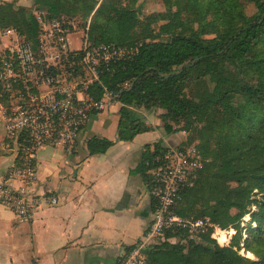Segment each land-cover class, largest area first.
I'll return each mask as SVG.
<instances>
[{
	"label": "trees",
	"instance_id": "obj_1",
	"mask_svg": "<svg viewBox=\"0 0 264 264\" xmlns=\"http://www.w3.org/2000/svg\"><path fill=\"white\" fill-rule=\"evenodd\" d=\"M90 1L36 0L34 8L51 17L62 15L58 12L61 6L87 18L95 12L88 31L94 45H139L137 56L101 75L103 85L116 97L114 102L121 105L118 142H131L153 131L141 109L162 110L160 119L168 135L178 131L173 123L189 122L194 116L207 119L205 129L211 133L224 132L216 158L199 172L195 184L185 189L174 211L185 217L182 205L202 202L203 216L209 215L222 229L236 231L232 244L221 247L210 234L202 243L188 247L153 244L147 251L150 264H264V56L255 54L257 46L264 48V0H162L165 10L144 19L137 7L139 0H101L97 9L98 1ZM243 2L255 5L257 14L249 17L239 10ZM6 5L13 10V3ZM33 14L22 8L12 17L14 22L19 18L24 27L19 33L32 42L39 30ZM208 78L213 89L206 96L188 95L193 81ZM91 93L96 98L103 95L97 85ZM235 97L244 100L242 106L232 104ZM7 98L0 78V101ZM212 110L216 115L207 116ZM225 124L230 125L226 131ZM114 145L102 137L86 142L90 156L105 154ZM160 150L157 144L156 151ZM149 157L146 152V160ZM138 172L147 177L143 165ZM232 182H236L234 187ZM210 194L214 206H209ZM246 216H250L251 225L243 248L254 260L240 253L241 225Z\"/></svg>",
	"mask_w": 264,
	"mask_h": 264
},
{
	"label": "built area",
	"instance_id": "obj_2",
	"mask_svg": "<svg viewBox=\"0 0 264 264\" xmlns=\"http://www.w3.org/2000/svg\"><path fill=\"white\" fill-rule=\"evenodd\" d=\"M33 16L39 29L34 42L16 30L0 27V78L8 95L5 103L0 101V124L17 153L16 162L0 182V205L22 222L31 221L44 206L59 204L56 193L38 182L39 151L52 146L74 153L79 134L93 116L119 104L101 82V75L139 53V45L89 44L88 33L82 47L74 50L69 36L79 30L75 19L51 17L41 9ZM94 85L103 91L101 98L91 93ZM150 154L144 166L153 221L144 238L116 264H150L147 251L153 244L166 241L167 231L187 228L174 209L203 169L201 150L196 145H169L160 151L154 148Z\"/></svg>",
	"mask_w": 264,
	"mask_h": 264
},
{
	"label": "crops",
	"instance_id": "obj_3",
	"mask_svg": "<svg viewBox=\"0 0 264 264\" xmlns=\"http://www.w3.org/2000/svg\"><path fill=\"white\" fill-rule=\"evenodd\" d=\"M35 1L18 4L30 6ZM114 107L116 121L94 115L79 134L74 153L52 146L39 151L38 182L56 193L59 204L42 207L29 222L0 205V264H116L127 248L144 238L153 221V201L147 177L138 169L161 139L157 131L163 111L141 109L154 130L131 142H118L121 105ZM94 137L115 145L105 154L90 156L86 142ZM10 146L0 124V182L16 162V150Z\"/></svg>",
	"mask_w": 264,
	"mask_h": 264
},
{
	"label": "rangeland",
	"instance_id": "obj_4",
	"mask_svg": "<svg viewBox=\"0 0 264 264\" xmlns=\"http://www.w3.org/2000/svg\"><path fill=\"white\" fill-rule=\"evenodd\" d=\"M100 0H91L90 2H96ZM35 3V2H34ZM32 3L30 6H26L24 4H18V0L13 3V10L7 7V3H4L3 5H0V22H7L4 24H0V27L4 29H13L18 31L21 28H24L23 25H21L19 18L17 22H14L12 20V17L14 15V12H18L22 8H26L28 10H32V13L35 12V4ZM29 5V4H27ZM137 7L139 8L140 16L144 19L148 15L152 13H158L163 12L165 10V7L162 3V0H139L137 3ZM239 10H242L245 12V14L249 17L255 16L257 14V9L255 5L247 2H243L242 5L239 7ZM59 14L66 15L68 17H71L72 19H75L76 24L78 25V31H76L74 34H71L69 36V41L71 44V48L74 50L80 49L82 47V39L85 35L88 33V26L91 24L90 17L87 18L84 15L77 14L73 15L71 8L61 6L58 10ZM157 29V28H156ZM19 32V31H18ZM89 44L94 45L92 41L89 40ZM141 44V42L139 43ZM1 50V49H0ZM255 54L256 56L263 57L264 56V48L263 46H257L255 48ZM253 82H256V80H253ZM213 89V82L210 80V78L205 80H196L193 81L188 90L187 93L189 96H195L198 99L203 98L206 96L207 92ZM244 100L241 97H235L232 100V104L234 106H242ZM5 103V101H4ZM6 106V104H5ZM113 106L111 108V111H105L102 113L106 118L111 117V121L114 123L116 121V109ZM97 114V115H98ZM216 115V111L212 110L209 115L207 116H213ZM203 118V116H202ZM200 117H193L192 120L188 121H180L179 123L175 124L173 123V126L178 129V131L172 135H168L166 131L164 130V124L160 119V125L158 127L157 133L160 134L161 139L158 140L156 143H154L155 150L156 145L158 144L160 149H163L169 145L171 146H188V145H196L201 150L202 157L204 159L203 163V169L204 167L212 163L214 159L216 158L218 152H219V142L218 140L223 136V131L220 129L216 132H210L205 129L208 120L202 119ZM216 118L223 122L222 119H220L218 116ZM115 119V121H114ZM201 119V121H200ZM191 125L190 129L185 130L187 125ZM230 125L225 124V131L228 129ZM153 128V127H152ZM154 130V128H153ZM150 154V153H149ZM151 156V154H150ZM150 158V157H149ZM202 169V170H203ZM236 185V182H232L230 184L231 187H234ZM208 198L211 200L209 206H214V200L213 195L210 194ZM260 196L257 195V199H259ZM180 210L183 211L186 216L182 217L186 221L187 228H175L172 231H167L166 234H164V238L166 241H159L156 244H162L165 242H169L173 245L181 244L184 246H190L192 244L196 243H202L203 237L210 234L212 240H215V242L221 246V247H230L232 244L233 238L236 235V231L233 230V234L230 235L231 229H222L218 225L214 224L212 218L209 215L203 216V209H202V202H199L196 204V206L192 205L191 203H187L185 205H182L180 207ZM256 208H253L252 211H255ZM180 216V215H179ZM251 225V218L250 216H246L243 219L242 222V241H241V255L245 256L247 258H250L246 253L244 247V241L248 237L247 229ZM221 231L224 232V234L221 233ZM170 232L172 236H170ZM222 236L226 237V240L222 238ZM223 240H222V239ZM253 259V258H250ZM255 259V257H254ZM253 259V260H254Z\"/></svg>",
	"mask_w": 264,
	"mask_h": 264
},
{
	"label": "bare ground",
	"instance_id": "obj_5",
	"mask_svg": "<svg viewBox=\"0 0 264 264\" xmlns=\"http://www.w3.org/2000/svg\"><path fill=\"white\" fill-rule=\"evenodd\" d=\"M221 233L224 234L223 231H221ZM229 234L232 235V234H233V230H231ZM222 238H224V240H226V237L222 236ZM222 238H221V239H222ZM222 240H223V239H222ZM248 256H249L250 258H253V259H254V256H253L252 254H249Z\"/></svg>",
	"mask_w": 264,
	"mask_h": 264
}]
</instances>
